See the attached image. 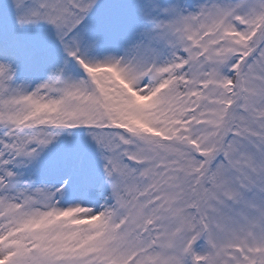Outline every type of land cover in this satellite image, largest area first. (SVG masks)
<instances>
[{"label":"snow or ice","instance_id":"snow-or-ice-1","mask_svg":"<svg viewBox=\"0 0 264 264\" xmlns=\"http://www.w3.org/2000/svg\"><path fill=\"white\" fill-rule=\"evenodd\" d=\"M0 264H264V0H0Z\"/></svg>","mask_w":264,"mask_h":264}]
</instances>
